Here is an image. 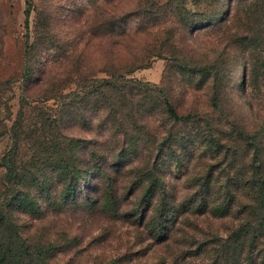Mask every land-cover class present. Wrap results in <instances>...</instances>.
<instances>
[{"label": "rangeland", "instance_id": "obj_1", "mask_svg": "<svg viewBox=\"0 0 264 264\" xmlns=\"http://www.w3.org/2000/svg\"><path fill=\"white\" fill-rule=\"evenodd\" d=\"M231 1L0 0V204L14 184L38 210L0 212L1 248L16 235L28 264H38L39 249L46 264H209L220 256L242 219L237 206L249 200L240 172L250 157L236 164L230 137L241 129L264 144V42H239L256 28L245 14L264 0ZM205 14L219 20L202 25ZM159 90L195 119L165 118ZM103 92L136 100L118 109L141 113L133 117L141 132L130 119L103 118ZM62 97L71 108L57 107ZM62 137L79 182L88 181L76 199L62 200L55 170L41 177L40 192L30 176H6L7 153L20 172L39 169V155L48 159L41 167H54ZM206 181L210 195L200 194ZM163 200L230 204L221 214L188 211L157 243L140 215Z\"/></svg>", "mask_w": 264, "mask_h": 264}, {"label": "trees", "instance_id": "obj_2", "mask_svg": "<svg viewBox=\"0 0 264 264\" xmlns=\"http://www.w3.org/2000/svg\"><path fill=\"white\" fill-rule=\"evenodd\" d=\"M229 1L230 0H228V2ZM250 9L248 10V13L245 14V16L248 19L249 23L255 24L256 28H254L253 30H249V28H247V32L250 34L241 36L239 38V42L244 44L246 47L249 46V43L254 44L256 42H264V7H256ZM255 13H258V15H255ZM218 15H214V18H211V15L208 17L205 14L202 17L203 20L201 24L209 25L212 23H216L219 20ZM194 29H197V27H195ZM242 82L244 83V81ZM104 83L105 86H114L113 84H111L109 79H105ZM157 94H162V96L160 97V107L161 113L165 118H170L173 122H185L195 119V116L190 113L179 114L172 102L164 95L163 92H161V90L157 91ZM63 97L58 101L57 107H59L60 109L67 107L71 108L72 102H70V99L67 97L68 100H64L65 98L63 99ZM100 100L102 101L101 105H104L105 109V115L103 118L130 119L128 121H130V123L132 124L131 126H133L136 131L141 132V130L143 129V125H137V120H133V117L136 114L139 115V117H143L142 114L136 111L118 109V106L131 105L132 102L136 101L135 99L129 98L125 94L115 96L103 92L100 95ZM213 102L216 104V97H213ZM21 111L22 109L19 110L17 118H21ZM235 132V136L230 137L232 143L228 148L231 151L230 154L235 160L236 164H240L241 162L239 161V159H237V157L242 158V156L246 157L247 155L248 157H250V160L248 162L249 168L244 172H240L244 177V184L246 186L243 187V189L245 190L249 200L243 205L244 207L239 205L237 206V208H239V210H237L240 211L239 213H241L242 219L224 239V243L221 245L220 249V256L210 260L209 264H220L219 259H221L222 264H264V144L261 145L260 143L259 133H253L250 135L241 129H237ZM126 137L128 138V140L134 138V143L137 144H139L143 139L139 136L134 135L131 137ZM62 141L64 142L63 137L61 141H56L54 143L55 145L53 146V149L55 150V154H53L52 157L57 158V160L55 162L56 165L51 168L45 166L41 167V164H44V162H48V159L45 160L44 157L39 155L38 157L42 158L41 164H39V169L30 172L27 171L25 167H23L20 172L16 168L14 153L5 154L1 159V166L6 169V176H8L11 180L15 178L18 182H20V178L23 179L24 177L30 176L33 183H38V185H36V188H38L40 192L41 188H39V180L41 179V177H45L46 174H48L47 170H55L56 172H59V181L63 183V189L61 190L62 200L68 201L76 199V197L81 193L82 188L85 186V183L88 181L84 180V184L83 182H79V180L83 179V177L82 174L78 172V170H80L77 168L78 161L72 163V165L70 164V161L75 159V156L74 154H70L69 156H67V149H65L64 152L63 148L60 147ZM70 142L71 146H73V141L71 139ZM219 146H222V143L219 142ZM91 173L92 171H90L87 176H89ZM63 178H65V180ZM209 183L210 181H206L202 184L203 187L202 189H200V194L205 193L210 195L213 192V189H211ZM45 188L46 186L43 185L42 192L47 190ZM240 191L238 192L237 190L236 195H241ZM87 193L85 192V194ZM151 193L152 190L150 187L143 190V196H150ZM85 196L87 197L88 195ZM85 199L86 198H84L83 200ZM88 202L91 203L92 200L88 199ZM193 202L194 201H191L188 203V205H184L180 202L171 204L168 201L163 200L159 201V204H154V207L152 206V204H147L145 206H142V208L145 207L144 209L150 211L149 214H147L148 212H144V214H141L140 217L142 222L148 229L149 235H151V237H153L155 241L159 243L165 242L169 239L170 235H172V232H174L173 229L176 228V225L178 224L179 218L182 215H185L188 211L196 212L199 214H206L208 212H210L211 214H221L228 211V205L230 204L226 201L221 202L220 204L211 201L204 202L203 204L197 206ZM16 204L23 206L24 209L28 208L31 211L38 212V210L36 209L35 201L29 198L28 190H26L25 188L18 189L13 184V186L9 188L8 193L4 196L3 199H1V214L4 217L8 218L7 214H10L8 211ZM103 204L104 203L102 202L100 206H103ZM132 214L134 216L138 215L137 212H132ZM15 237H11L10 239H8L7 244L3 245V248L0 247V264H28L23 263V257L25 256L23 252L27 251V249L21 250V246L23 243L17 241V238ZM37 254L38 264H46L42 255V250H37ZM243 254L245 255L244 258ZM192 259L195 260V258ZM197 261L199 262L200 260ZM193 262L194 261H184L183 264H192Z\"/></svg>", "mask_w": 264, "mask_h": 264}]
</instances>
